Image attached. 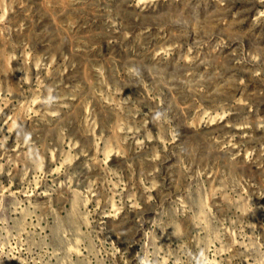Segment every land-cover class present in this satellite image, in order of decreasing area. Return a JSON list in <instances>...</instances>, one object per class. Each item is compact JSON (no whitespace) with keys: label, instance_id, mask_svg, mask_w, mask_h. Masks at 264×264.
I'll use <instances>...</instances> for the list:
<instances>
[{"label":"rangeland","instance_id":"1","mask_svg":"<svg viewBox=\"0 0 264 264\" xmlns=\"http://www.w3.org/2000/svg\"><path fill=\"white\" fill-rule=\"evenodd\" d=\"M0 264H264V0H0Z\"/></svg>","mask_w":264,"mask_h":264}]
</instances>
